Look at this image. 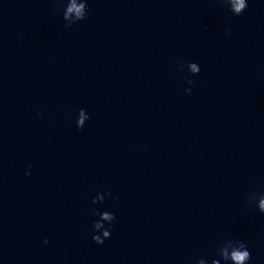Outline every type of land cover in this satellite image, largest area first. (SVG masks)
<instances>
[{"label": "water", "instance_id": "1", "mask_svg": "<svg viewBox=\"0 0 264 264\" xmlns=\"http://www.w3.org/2000/svg\"><path fill=\"white\" fill-rule=\"evenodd\" d=\"M247 2L87 0L66 27L58 0H0V264H211L229 239L264 264L247 200L264 194V0Z\"/></svg>", "mask_w": 264, "mask_h": 264}, {"label": "clouds", "instance_id": "2", "mask_svg": "<svg viewBox=\"0 0 264 264\" xmlns=\"http://www.w3.org/2000/svg\"><path fill=\"white\" fill-rule=\"evenodd\" d=\"M58 2L64 7L63 11V19L66 21V27H71L73 24L84 21L87 18L88 13V4L87 0H67L65 4V0H58ZM221 4H227L230 6V11L235 16H241L248 8L247 0H219ZM188 70L193 75H199L200 68L196 63H188ZM184 65H179V70L183 71ZM188 84H193L194 81L188 80ZM186 92L190 95L191 89H187ZM90 117L86 113L84 109L79 111V118L77 120V127L79 130H83L85 127V120H89ZM26 175H31V167L29 166ZM108 196H111V192L107 193ZM248 203L250 206L257 208L261 214H264V194L251 193L247 197ZM105 196L98 195L93 199V203H104ZM96 215L99 216V220H97L93 227L95 232L100 233L101 235H94L92 238L95 243L99 245H103L105 240L111 238V232L105 229V226L101 223L102 220L108 221L109 225L115 220L114 214L110 212H97ZM49 241L47 239L44 240V244L47 245ZM215 256L219 258H212L211 264H221V260L224 264H249L251 261V252L248 249V245L243 240L238 239H229L225 240L221 245H219L216 249ZM197 264H208V260L206 258H200Z\"/></svg>", "mask_w": 264, "mask_h": 264}]
</instances>
